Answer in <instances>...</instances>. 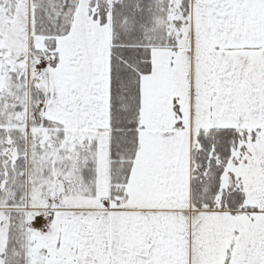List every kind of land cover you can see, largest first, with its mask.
<instances>
[{
	"label": "snow or ice",
	"instance_id": "snow-or-ice-1",
	"mask_svg": "<svg viewBox=\"0 0 264 264\" xmlns=\"http://www.w3.org/2000/svg\"><path fill=\"white\" fill-rule=\"evenodd\" d=\"M0 264H264V0H0Z\"/></svg>",
	"mask_w": 264,
	"mask_h": 264
}]
</instances>
